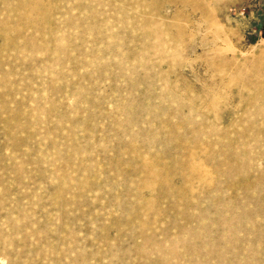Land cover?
<instances>
[{
    "label": "rangeland",
    "instance_id": "rangeland-1",
    "mask_svg": "<svg viewBox=\"0 0 264 264\" xmlns=\"http://www.w3.org/2000/svg\"><path fill=\"white\" fill-rule=\"evenodd\" d=\"M170 2L0 0V264H264V0Z\"/></svg>",
    "mask_w": 264,
    "mask_h": 264
},
{
    "label": "bare ground",
    "instance_id": "bare-ground-1",
    "mask_svg": "<svg viewBox=\"0 0 264 264\" xmlns=\"http://www.w3.org/2000/svg\"><path fill=\"white\" fill-rule=\"evenodd\" d=\"M31 1V0H29ZM169 2L172 0H168ZM26 2V1H25ZM203 0H181V4L184 7L195 8ZM171 3V2H170ZM176 3V2H175ZM34 4V3H33ZM40 4V3H39ZM44 7V6H43ZM39 8V7H38ZM44 12V11H43ZM51 12V11H50ZM52 15V14H51ZM45 19V18H44ZM30 21V19H28ZM23 26V25H22ZM12 30V29H11ZM52 33V32H51ZM2 34V33H1ZM4 35V34H3ZM8 37V36H7ZM215 62V61H214ZM219 64L223 67H227L226 62L222 60V57L218 60ZM220 72V71H219ZM250 72L254 74V78L250 79L246 74H239L237 78L242 83L244 89H252L257 91L258 95L264 96V56L255 59L254 65L251 67ZM225 79V78H224ZM238 82V83H239ZM149 173V172H148ZM200 173V172H199ZM202 175V174H201Z\"/></svg>",
    "mask_w": 264,
    "mask_h": 264
},
{
    "label": "water",
    "instance_id": "water-1",
    "mask_svg": "<svg viewBox=\"0 0 264 264\" xmlns=\"http://www.w3.org/2000/svg\"><path fill=\"white\" fill-rule=\"evenodd\" d=\"M262 38H264V33L262 34Z\"/></svg>",
    "mask_w": 264,
    "mask_h": 264
},
{
    "label": "flooded vegetation",
    "instance_id": "flooded-vegetation-1",
    "mask_svg": "<svg viewBox=\"0 0 264 264\" xmlns=\"http://www.w3.org/2000/svg\"><path fill=\"white\" fill-rule=\"evenodd\" d=\"M262 33H264V29L262 30Z\"/></svg>",
    "mask_w": 264,
    "mask_h": 264
}]
</instances>
